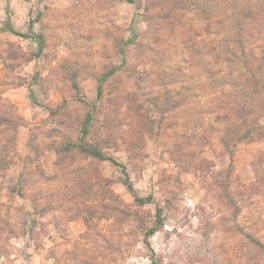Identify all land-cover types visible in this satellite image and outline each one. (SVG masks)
Masks as SVG:
<instances>
[{"label":"rangeland","instance_id":"1","mask_svg":"<svg viewBox=\"0 0 264 264\" xmlns=\"http://www.w3.org/2000/svg\"><path fill=\"white\" fill-rule=\"evenodd\" d=\"M241 2L0 0V264H264V141L195 121Z\"/></svg>","mask_w":264,"mask_h":264},{"label":"trees","instance_id":"2","mask_svg":"<svg viewBox=\"0 0 264 264\" xmlns=\"http://www.w3.org/2000/svg\"><path fill=\"white\" fill-rule=\"evenodd\" d=\"M129 1L132 2L133 0ZM263 14L264 0H246L245 4H241L240 8L238 7L233 14V19L238 22L236 25L238 27V37L234 40L235 43L231 45L230 42L223 45L226 48V52L221 53V55H211L210 61L206 65H203L205 71L200 73L204 77L207 75L210 80L213 79V82H211L208 90H206V94L204 95L206 97L205 100L203 98V104L198 100H194V103L192 102V110L198 109L199 104H201L199 109L201 112H197L198 116L202 114L206 117H195V121H200L201 124H204L207 119L206 131L213 124L220 126L219 128L224 133L222 141L225 144H228V142L264 141V123H261V120H264V25L260 29L262 35H259V32L256 33L259 29L258 27L262 25ZM10 28L16 34L22 35L12 27ZM40 46L43 48V40L40 41ZM219 65H228L233 69L230 73L231 76L240 79L238 81H231V83H219L218 73L214 72ZM203 68L197 69V71ZM115 73L116 71L112 69L104 74L101 80H107ZM195 74L196 69L193 70L192 79H195ZM242 86L252 89L250 93H246L244 102L240 101V90L243 89ZM188 90L190 96L193 88L189 87ZM98 96L102 99L104 96V87H99ZM181 106L182 104L177 102L175 108L172 110H178ZM93 118V113L87 114L85 120L86 126L83 127L84 134L89 132L88 125L93 121ZM191 128H193L192 125ZM178 146L183 147L182 144ZM68 149L80 150L81 152H85L89 157L98 160L106 159L103 150L98 147L89 149L81 143H70ZM110 159L115 164L123 167V164L116 159ZM257 164L253 162L255 171L258 174ZM124 171L126 172L125 168ZM263 178L264 175L262 177L259 174L258 180L262 181L264 180ZM124 182L126 184L128 183L127 180ZM135 200L139 205H145L153 201V196H136ZM158 211V227H161L164 224V220L162 218V210L159 208ZM156 230L157 227L152 228L150 232L154 233Z\"/></svg>","mask_w":264,"mask_h":264}]
</instances>
